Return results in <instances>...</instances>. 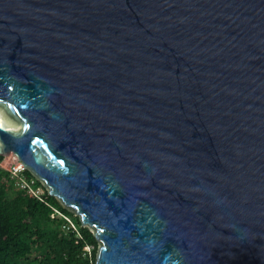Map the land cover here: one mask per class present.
I'll return each mask as SVG.
<instances>
[{
    "label": "water",
    "instance_id": "obj_1",
    "mask_svg": "<svg viewBox=\"0 0 264 264\" xmlns=\"http://www.w3.org/2000/svg\"><path fill=\"white\" fill-rule=\"evenodd\" d=\"M9 155L95 264H264V0H0Z\"/></svg>",
    "mask_w": 264,
    "mask_h": 264
},
{
    "label": "trees",
    "instance_id": "obj_2",
    "mask_svg": "<svg viewBox=\"0 0 264 264\" xmlns=\"http://www.w3.org/2000/svg\"><path fill=\"white\" fill-rule=\"evenodd\" d=\"M25 175L36 179L29 170ZM36 186H42L37 179ZM43 188L38 199L0 170V264H88L89 246L96 262L98 242L92 230Z\"/></svg>",
    "mask_w": 264,
    "mask_h": 264
},
{
    "label": "built area",
    "instance_id": "obj_3",
    "mask_svg": "<svg viewBox=\"0 0 264 264\" xmlns=\"http://www.w3.org/2000/svg\"><path fill=\"white\" fill-rule=\"evenodd\" d=\"M11 158L10 162H7V159ZM0 170H4L9 174V178L14 181L15 187L28 191L34 197L40 199L44 195V185L41 182L42 186H36V179L28 178L25 175L27 170L23 164L18 161L13 155L3 157L0 160ZM38 180V179H37ZM68 222L69 220L66 219ZM74 226L72 225V228ZM99 248V245H98ZM93 247H87L85 256L87 257L88 264H95L93 261Z\"/></svg>",
    "mask_w": 264,
    "mask_h": 264
},
{
    "label": "rangeland",
    "instance_id": "obj_4",
    "mask_svg": "<svg viewBox=\"0 0 264 264\" xmlns=\"http://www.w3.org/2000/svg\"><path fill=\"white\" fill-rule=\"evenodd\" d=\"M10 161H11V158H8V159H7V162H10Z\"/></svg>",
    "mask_w": 264,
    "mask_h": 264
}]
</instances>
